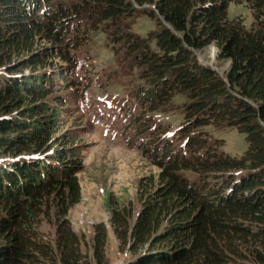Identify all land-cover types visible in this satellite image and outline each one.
Returning a JSON list of instances; mask_svg holds the SVG:
<instances>
[{
  "label": "trees",
  "instance_id": "16d2710c",
  "mask_svg": "<svg viewBox=\"0 0 264 264\" xmlns=\"http://www.w3.org/2000/svg\"><path fill=\"white\" fill-rule=\"evenodd\" d=\"M232 1L239 0H0V264H90L65 218L80 200L79 179L57 152L43 150L50 137L34 118L47 88L16 74L42 62L33 52L39 39L74 71L77 49L97 31L124 75L144 81L136 95L150 110L184 98L181 144L156 142L150 151L157 153L161 184L142 197L134 225L126 207L112 210L121 245L159 250L131 264H264V0H246L250 25L229 19ZM141 15L159 26L144 37L132 31ZM211 44L230 62L223 75L196 56ZM27 50L26 60L14 61ZM208 125L244 133L245 152L230 155L222 138L198 130ZM52 197L59 208L55 246L38 240L31 226ZM106 234L104 224L95 226L99 263Z\"/></svg>",
  "mask_w": 264,
  "mask_h": 264
},
{
  "label": "rangeland",
  "instance_id": "374dc122",
  "mask_svg": "<svg viewBox=\"0 0 264 264\" xmlns=\"http://www.w3.org/2000/svg\"><path fill=\"white\" fill-rule=\"evenodd\" d=\"M252 12L246 0L232 1L228 7L229 19L241 18L246 25L253 21ZM158 27L154 19L141 15L132 31L144 37ZM107 42L103 33L89 32L76 51L79 60L73 71L66 69L58 57H52L49 41L39 39L33 52L42 56V62L36 67H23L16 76H34L42 89L47 88L48 94L38 101L41 107L38 113L34 111V118L41 120L43 132L50 137L43 150L57 152L63 162L73 166L79 179L80 200L69 208L65 218L80 236L83 253L90 264H131L141 255L159 250L150 251L146 245L138 246L136 252L130 245H121L111 222L112 210L126 207V213L131 214L129 222L134 225L143 208L142 197L161 184V169L154 163L157 153L150 151L156 142L173 140L181 144L176 134L182 124L184 98L175 97L167 109L150 110L136 95L144 88V81L136 74L124 75ZM31 53L27 50L14 55V61L26 60ZM218 54L215 44L196 51L200 62L211 64L223 75L230 62ZM198 130L222 138V147L230 155L240 157L247 149L245 134L236 128L215 129L208 125ZM232 173L242 176L245 171ZM185 174L190 179L196 176L192 171ZM58 212L52 197L37 215L31 216L37 239L51 246L56 242ZM100 223L107 234L104 259L99 263L93 254V242L95 226Z\"/></svg>",
  "mask_w": 264,
  "mask_h": 264
},
{
  "label": "water",
  "instance_id": "95a60500",
  "mask_svg": "<svg viewBox=\"0 0 264 264\" xmlns=\"http://www.w3.org/2000/svg\"><path fill=\"white\" fill-rule=\"evenodd\" d=\"M209 66H211L212 68L216 69L214 66H212L211 64L208 63Z\"/></svg>",
  "mask_w": 264,
  "mask_h": 264
}]
</instances>
